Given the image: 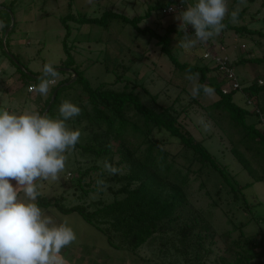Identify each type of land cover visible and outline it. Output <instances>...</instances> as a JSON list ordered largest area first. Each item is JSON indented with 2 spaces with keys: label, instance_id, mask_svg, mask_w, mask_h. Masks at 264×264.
<instances>
[{
  "label": "rangeland",
  "instance_id": "374dc122",
  "mask_svg": "<svg viewBox=\"0 0 264 264\" xmlns=\"http://www.w3.org/2000/svg\"><path fill=\"white\" fill-rule=\"evenodd\" d=\"M168 1L171 0H0V3L9 6L8 10L0 6V16L7 20L8 24L6 31L1 32L0 30V41L2 42V47H0V68H2L0 70V78H2L0 81V109L8 110L10 113L17 115L25 112L39 113L41 107L36 105L38 99L45 102L54 87L66 77L70 78L71 75L70 81L73 80V71H64V73H59V77L50 85L47 95L38 94L35 87L29 92L28 87H23L22 82H20V72L17 73L16 68L10 65L8 60L10 59L9 56L15 54L23 66L38 75L43 72L45 64H51L56 68L60 67L61 63L66 60L67 55L63 50L65 41L68 53L73 58L74 68L83 72L85 79L92 88L101 83H107L115 90H121L123 86H126L127 89H132L138 94L144 104L149 103L151 96L154 95H157L156 104L164 106L172 104L175 98L178 97L175 107L181 109L185 106L187 108L186 127L191 131L196 141H208L210 143L208 147L210 152L214 154L213 156L219 159L222 164L229 165L230 172L241 184H250L247 189L243 190V193L247 200L254 203H251L254 206L244 214L250 217H255L254 215L263 217L264 174L262 169H264V160L255 154L253 148L246 149L243 145L237 144L238 150L247 160L248 166L254 172V175L263 176L262 181H257L231 152L234 143L240 137L236 134L228 136V133L231 132L228 124L230 119L221 121L224 118L217 111H213L215 119L210 117L209 105L216 101L217 97L214 93L206 95L196 89L198 75L191 76L187 71H180L161 52V46L156 44L157 40L155 38H150L149 32L144 35L132 24L123 22L120 18H104L101 25L99 23L81 24L77 21L82 15L87 18L101 19L105 12H113L132 19L134 17H144L150 11V17H144L138 24L140 29L148 27L158 35L163 36L166 33V27L172 24L175 29V32L169 35L171 38L169 49L172 55L180 63L187 62L198 66L208 65L210 68L214 67L215 65L211 59L203 58L204 47L208 49L209 46L207 40L198 41L194 36H190L194 43L188 48L180 46L179 42L184 41L185 38V35L179 36L184 28V25L177 19L180 14L163 13L160 8V5ZM182 1L183 4L187 3V5L196 2V0ZM69 3L72 5L71 9L68 7ZM245 3L244 0H240L232 6V0H227L228 13L235 14L245 6ZM69 14L73 15L75 21L68 20L65 22L63 20ZM65 23L67 27L64 26ZM232 23L234 25H247L251 28L260 27L264 30V0H256L253 5H249L243 18ZM190 27V25L187 26L188 29ZM66 28L69 32L67 37L65 36L67 33ZM8 31H10L9 35ZM221 38L229 45L237 46L238 50L243 43L248 48L252 47L250 41L239 38L233 30L224 28L218 35L211 38L213 50L206 52L210 54L218 53L221 48L216 44ZM261 43L257 51L258 55L264 54L263 39ZM234 46L230 47L229 55L231 58H234L235 53H237V49H233ZM2 52L6 54H2ZM21 64H19L20 67H22ZM262 66H264V63L261 66L250 64L235 68L238 82L240 83L244 78L251 81L254 77H260L261 74H264ZM12 73L14 74L13 78H9L8 76ZM215 73L218 74L217 70ZM215 73L213 72L210 76L213 75L214 78ZM119 76H121V80H119ZM218 78L216 76L214 81L221 82V78L220 80ZM73 81L70 82L71 85H77ZM222 85L223 83L220 87ZM67 87L65 86V88ZM223 88L228 90L227 86H223ZM66 93L68 95H65ZM64 96H67V101L70 102L78 98L83 102L86 100L80 86L72 87L67 92L61 93L59 100ZM233 101L238 106H245V97L241 90L235 92ZM249 104L253 105L254 103L251 101ZM253 107L255 106L250 107V111L253 110ZM252 118L254 117L249 118V121L255 122V119ZM216 119L221 121L219 122L220 125L216 124ZM84 126L83 123L81 126H74L75 128L68 127L72 130H78L84 128ZM154 135L159 137L161 134L154 133ZM129 138L135 147L138 146V141ZM139 147V149L144 148L143 144ZM66 156L65 170L60 174L57 181L39 182L40 195L35 203L41 201L40 198H44L46 201L50 200L52 203L55 199H61L62 197H64L62 200L64 207L82 203V197L78 196L80 193L76 192L74 188V181L77 178V165L79 164L82 168H85L90 165V161L87 162V159L82 158L75 148L69 150ZM118 160L119 156L114 155L111 163L115 166ZM183 164H185V160L177 156L176 166H182ZM119 168H121L119 174L127 172L126 168H122V166ZM183 169L185 171V167ZM103 170L106 172V179H108V182L105 181L107 187L110 186L114 190L118 189L120 184L109 181L113 175L109 174L104 166ZM97 174V171L92 172L91 178H96ZM188 179L185 188L188 208H190V211H195V213L206 212L212 202V197L209 196V194L213 195L212 184L207 183L204 188H200L201 180L196 179L195 174L192 173L189 174ZM107 187L98 184V189L104 192L103 195L96 191L89 194L86 202L102 200L107 203L111 201L112 196L108 194ZM20 196L24 199L22 192ZM223 202L225 203V201ZM224 209L223 204H220L213 210L211 219L216 238L209 247L208 254L199 264H221L219 261L221 257L227 258L231 264L237 257V251H243L246 254V249L250 247V244L247 243L246 246L244 245L241 248L233 244L238 239L239 232L234 229L231 223L228 225V217L223 214ZM46 211L47 214L54 217L57 223L65 222L71 226L77 235V241L62 250V255L69 264H187L186 259L177 256L173 249L166 251L168 246L166 248L164 247L166 244L162 245L164 240L158 234L134 251L125 247L118 249L109 245L107 237L88 224L78 213L63 214L53 204ZM250 211L255 214H250ZM241 219L242 215H239V220ZM244 231L248 235L256 233L255 236L249 235L248 237L252 241L260 242V247L256 250L258 252L262 250L261 246L264 245V239H262V236H264V222L250 219L249 224L244 227ZM259 231H262V233L259 234ZM226 232L228 233L226 234ZM113 240L118 243V239Z\"/></svg>",
  "mask_w": 264,
  "mask_h": 264
},
{
  "label": "trees",
  "instance_id": "16d2710c",
  "mask_svg": "<svg viewBox=\"0 0 264 264\" xmlns=\"http://www.w3.org/2000/svg\"><path fill=\"white\" fill-rule=\"evenodd\" d=\"M178 1L181 0H171L160 5L161 11ZM239 1L232 0V6ZM244 1L246 2L245 6L235 13V19L232 18V14H227L224 19V28L233 30L239 38L250 41L252 47L248 48L243 43L238 50L237 46L229 45L223 38L216 44L221 48L217 56L224 60L226 69L233 72L236 82L239 84V89H233L229 93H223L220 87L221 83L224 85L228 82L226 78L224 79L226 72L221 71L219 65H216L214 61L212 62L215 66L210 68L208 65L198 66L194 63H180L172 55L169 49L171 42L169 35L175 32L172 24L166 27V33L163 36L158 35L148 27L144 29L138 27L144 17H150V11L144 17L132 19L113 12H105L101 19L87 18L82 15L77 21L81 24L99 23L101 25L104 18L115 17L132 24L144 35L149 32L150 38L157 40L156 44L161 46V52L169 58L175 67L180 71L189 72L191 76L198 75L196 89L199 92L204 94V86L214 89L217 100L209 105L210 117L215 119L213 111H217L224 118L221 121L230 119L228 124L232 133L229 132L228 136L236 134L240 137L231 149L232 154L240 164L249 170L255 180L262 181L264 175H254L247 160L237 147L239 144L246 149L253 148L255 154L264 160V124L260 120V115L264 117V74H261L260 77H254L251 81L244 78L239 83L235 73V68L250 64L261 66L264 63V54L258 55L257 52L262 44V39L264 40V30L260 27L251 28L247 25H234L232 23L242 19L247 7L256 2V0ZM194 3L188 5L184 3L182 9H177L172 13L180 14L182 10ZM0 6L7 10L9 7L3 3H0ZM71 6L69 3L70 9ZM63 20L65 22L68 20L75 21L72 14ZM0 21L3 23L2 32H4L8 29L7 20L0 16ZM64 26L67 27L66 23ZM66 31L65 36L67 37L69 36L68 28ZM185 34L195 37L194 29L192 27L185 28L184 25L179 36ZM207 42L209 46L208 49L204 47L206 49H204V54L206 51L213 50L211 38ZM4 43L7 46L5 41ZM231 46H234V50L237 49V53L234 52V58L229 55ZM0 47H2L1 41ZM67 48L64 41L63 50L67 57L60 67L73 71L72 75H76L73 82L77 85L67 84L72 77L71 75L70 78L66 77L60 81L42 104L39 114H43L52 98V93L56 90L54 100L45 116L52 119L61 118L59 107L63 101L67 100V96L60 100L59 96L72 87L80 86L86 100L83 102L78 98L72 101L81 109V112L78 116L68 120L67 123L73 128L85 124L84 128L78 129L81 136L75 149L78 150L82 158L87 159V162L90 161V165L86 163L87 167L85 168L77 165V178L74 181V188L76 192L80 193L78 196L82 197L81 204L64 207L62 204L64 197L55 199L52 203L50 200L46 201L44 198H40L41 201L36 202L38 206L47 207L53 204L63 214L78 213L88 224L107 237L109 245L118 249L125 247L134 251L158 234L164 240L162 245L166 244L164 246L166 248L168 246L166 251L173 249L177 256L186 259L187 264H199L208 254L209 247L216 238L211 219L213 210L223 204L225 208L223 214L228 217V225L231 223L234 229L239 232L238 239L233 244L239 248L246 243L250 244L249 249H246V254L243 251H237V257L231 264H264V245L261 246L262 250L258 252L256 249L260 247V242L252 241L248 237L249 235L255 236L256 233L248 235L244 231V227L249 224L250 219L264 222V216L256 217L253 211H250V214L255 217L244 214L254 206V203L247 200L243 193V190L247 189L250 184H241L230 172V166L222 164L219 159L213 156L214 154L209 150L210 143L208 141H196L191 131L186 127L187 108L185 106L181 109L175 107L178 97L172 104L164 106L156 104L157 95H154L151 96L149 103L144 104L141 97L132 89H127L126 86H123L121 90H115L109 84L101 83L92 88L85 79L83 72L74 68L73 58L69 55ZM2 54L6 53L2 52ZM204 54L203 58H205ZM9 58L10 65L16 68L17 73L20 72L19 78L23 87H33L34 89V86L40 82L38 77H42L43 72L38 75L31 72L21 64L15 54ZM262 67L264 68V66ZM216 70L218 74L215 73ZM212 71L215 73V77L218 76L219 80L221 78V82L214 81L215 77L210 76ZM61 72L64 73L62 70L58 71V73ZM119 77L121 80V76ZM65 86L68 87L65 88ZM237 90H241L245 97L246 104L244 107L238 106L233 101V95ZM251 101L254 103L253 105L248 103ZM251 106H255L252 111H250ZM251 117H254L252 119H255V122L249 121ZM221 121L216 119V124L220 125L219 122ZM154 133L161 135L156 137ZM129 137L138 141V146L135 147ZM141 144L144 146L143 149H139ZM253 144L254 146H252ZM114 155L119 156L115 166L118 168L122 166V168L127 169L124 174L113 175L109 179L110 182L120 184V187L116 190L110 186L107 187L108 194L112 196V200L107 203L102 200L87 203L89 194L98 191L99 194L103 195L104 192L98 189L97 181L108 182L103 164L105 160L111 163ZM177 156L182 157L185 164L176 166ZM183 167H185V171ZM94 171H97L98 174L96 178L92 179L91 173ZM190 173L195 174L196 179L201 180L200 188H204L207 183L212 184L213 195L208 193L212 197V202L206 212L195 213L188 208L185 188ZM262 173L264 174V169H262ZM87 178L89 179L86 181ZM239 215H242L241 220H239ZM261 233L262 231H259V234ZM113 239H118V243ZM219 261L221 264H230V261L224 257H221Z\"/></svg>",
  "mask_w": 264,
  "mask_h": 264
},
{
  "label": "clouds",
  "instance_id": "9594fccd",
  "mask_svg": "<svg viewBox=\"0 0 264 264\" xmlns=\"http://www.w3.org/2000/svg\"><path fill=\"white\" fill-rule=\"evenodd\" d=\"M227 13V0H196L177 19L185 28L194 29L196 40L206 41L224 29ZM179 43L188 48L194 41L185 34ZM58 77V71L45 64L40 82L34 86L36 92L47 95ZM203 91L214 93L208 86ZM80 112L67 100L59 107L58 119L0 109V264H69L62 250L77 241L74 229L65 222L57 223L35 201L40 195L39 182L57 181L65 170L66 153L81 136L66 121ZM103 166L111 175L121 171L107 160ZM97 183L107 187L104 181Z\"/></svg>",
  "mask_w": 264,
  "mask_h": 264
},
{
  "label": "built area",
  "instance_id": "2783aa9c",
  "mask_svg": "<svg viewBox=\"0 0 264 264\" xmlns=\"http://www.w3.org/2000/svg\"><path fill=\"white\" fill-rule=\"evenodd\" d=\"M182 6H183V1L182 2L178 1V2H175L173 5H170L166 10H163V12L164 13H172V12H174L177 9L178 10L182 9ZM204 57L205 58H209L212 61H214V63L216 65H219V67H220L219 69L221 71L226 72L225 73L226 75L224 76V79L226 78V81H228V82H226L221 87V90H222L223 93H229V91H231L233 89H239V84L236 82L235 75L233 74V72L231 70L229 71L228 69H226V66H225V64L223 62L224 60H222L220 57L217 56V52L215 54H210V53L206 52L204 54ZM223 86L224 87L227 86L228 90L223 88ZM28 90L32 91L33 87H29ZM248 103H250V102H248ZM260 120H261V123L264 124V117L262 115H260Z\"/></svg>",
  "mask_w": 264,
  "mask_h": 264
},
{
  "label": "water",
  "instance_id": "95a60500",
  "mask_svg": "<svg viewBox=\"0 0 264 264\" xmlns=\"http://www.w3.org/2000/svg\"><path fill=\"white\" fill-rule=\"evenodd\" d=\"M57 71H69V69L68 68H63V67H58V68H55ZM75 74L73 75V80H74V78H75ZM32 77H35V76H32ZM38 78H41V77H38ZM73 80H71V81H69L67 84H69L70 82H72ZM55 95H56V90L54 91V93L52 94V98H51V100H50V102H49V104H48V106L46 107V109H45V111H44V113L42 114V116H45V114L47 113V111H48V109H49V107H50V104L53 102V100H54V97H55Z\"/></svg>",
  "mask_w": 264,
  "mask_h": 264
},
{
  "label": "crops",
  "instance_id": "0c3cea01",
  "mask_svg": "<svg viewBox=\"0 0 264 264\" xmlns=\"http://www.w3.org/2000/svg\"><path fill=\"white\" fill-rule=\"evenodd\" d=\"M2 26H3V23L0 21V30H1V32H2ZM3 65V64H2ZM1 65V66H2ZM2 68H0V70H1ZM14 74L12 73L10 76H8L9 78H13L12 76H13ZM4 77V76H3ZM8 77H5V78H8ZM4 79V78H3ZM2 80V78H0V81ZM9 83V82H8ZM44 102L41 100V99H38L37 100V107L39 106V107H41L42 106V104H43ZM50 206V205H49ZM49 206H47V207H41L45 212H47L46 211V209L49 207Z\"/></svg>",
  "mask_w": 264,
  "mask_h": 264
}]
</instances>
